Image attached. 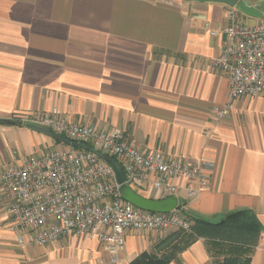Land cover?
Returning <instances> with one entry per match:
<instances>
[{
  "label": "crops",
  "instance_id": "crops-1",
  "mask_svg": "<svg viewBox=\"0 0 264 264\" xmlns=\"http://www.w3.org/2000/svg\"><path fill=\"white\" fill-rule=\"evenodd\" d=\"M244 1L263 19L257 5L264 0ZM228 8L182 0H0L1 120L57 109L67 122L118 128L143 151L210 164L203 168L208 188L195 199L183 179L174 181L177 208L197 239L168 264H264V97L239 98L221 121L215 117L228 82L211 66L222 36L209 31L226 24ZM29 126L0 125V171L73 149ZM133 189L147 199L171 197L150 183ZM237 211H247L240 222L210 226ZM166 236L127 232L117 264L153 251ZM24 237L0 203V264L108 260L97 241L82 236L45 247L20 246Z\"/></svg>",
  "mask_w": 264,
  "mask_h": 264
},
{
  "label": "built area",
  "instance_id": "built-area-1",
  "mask_svg": "<svg viewBox=\"0 0 264 264\" xmlns=\"http://www.w3.org/2000/svg\"><path fill=\"white\" fill-rule=\"evenodd\" d=\"M224 21L225 25L209 31L212 37L222 36L220 53L211 66L225 73L228 82L227 102L215 110L217 121L228 114L235 100L264 97V22L247 25L231 7ZM14 120L48 128L54 135L115 158L132 189L150 183L154 191L175 196L181 188L174 181L183 179L189 198L195 199L208 188L203 172L208 162L191 165L184 159L143 151L128 144L118 128L100 131L67 122L57 109ZM99 155L79 148L52 150L0 171V203L13 228L25 234L18 238L20 246H57L62 239L82 236L97 241L107 254L108 260L98 264H117L129 231L162 237L176 230L190 231L191 220L178 208L170 214L152 213L122 200L113 168Z\"/></svg>",
  "mask_w": 264,
  "mask_h": 264
},
{
  "label": "water",
  "instance_id": "water-1",
  "mask_svg": "<svg viewBox=\"0 0 264 264\" xmlns=\"http://www.w3.org/2000/svg\"><path fill=\"white\" fill-rule=\"evenodd\" d=\"M184 2H197V3H219L224 4L228 7L235 8L242 15L253 18V19H261L262 13L253 6H249L245 3L244 0H182ZM1 126H21V123L14 119H0ZM31 130L36 132L45 134L53 139L69 145L73 148L84 149L87 151L94 152L99 155L97 151H95L91 146L84 143H72L68 139L54 135L48 128L37 127V126H29ZM105 162H107L114 170L115 173V182L119 185V194L127 203L139 208L143 211L152 212V213H169L177 208V198L175 196L167 197L165 199L160 200H152L142 197L137 192H135L129 185L125 183V174L120 168L119 163L113 159L112 157H108L105 155H99Z\"/></svg>",
  "mask_w": 264,
  "mask_h": 264
},
{
  "label": "trees",
  "instance_id": "trees-1",
  "mask_svg": "<svg viewBox=\"0 0 264 264\" xmlns=\"http://www.w3.org/2000/svg\"><path fill=\"white\" fill-rule=\"evenodd\" d=\"M246 214L247 211H237L226 215L218 224L210 226L236 224L240 222ZM196 239V229L193 227H191L188 232L182 230L171 232L165 238L158 241L153 251L139 254L130 264H168L179 252L183 251ZM215 264H231V262L229 259H224L222 262H215ZM242 264H248V261Z\"/></svg>",
  "mask_w": 264,
  "mask_h": 264
},
{
  "label": "rangeland",
  "instance_id": "rangeland-1",
  "mask_svg": "<svg viewBox=\"0 0 264 264\" xmlns=\"http://www.w3.org/2000/svg\"><path fill=\"white\" fill-rule=\"evenodd\" d=\"M258 8L260 9V10H262L263 12H264V4L262 3H259L258 5ZM244 16V15H243ZM244 19H245V21H248L247 23V25H255L254 23L255 22H260V21H264V17H263V19H253V18H248V17H246V16H244ZM60 145H62L63 147H65V148H69L70 146H68V145H65V144H63V143H60ZM89 240V239H88Z\"/></svg>",
  "mask_w": 264,
  "mask_h": 264
}]
</instances>
